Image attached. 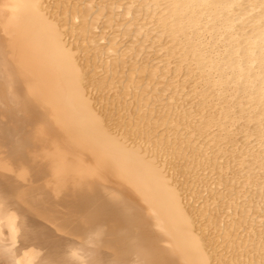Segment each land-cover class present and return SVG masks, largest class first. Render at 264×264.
<instances>
[{
    "label": "bare ground",
    "instance_id": "6f19581e",
    "mask_svg": "<svg viewBox=\"0 0 264 264\" xmlns=\"http://www.w3.org/2000/svg\"><path fill=\"white\" fill-rule=\"evenodd\" d=\"M69 4L0 0V264H252L253 256L242 260L254 251H246L249 239L235 240L238 228L224 227L221 211L208 216L209 199L197 210L200 197L185 193L175 161L190 145L177 127L165 140L148 109L135 117L136 102L126 98L136 95L132 79L121 103L113 91L120 85L107 82L116 72L95 63L105 75L87 77L88 46L75 30L93 39L90 8L75 5L69 23ZM147 11L162 12L161 34L180 40L181 57L219 100L229 97L234 109L224 118L236 112L264 133V0H152ZM257 142L264 149V134ZM192 151L186 171L196 188L206 162Z\"/></svg>",
    "mask_w": 264,
    "mask_h": 264
},
{
    "label": "rangeland",
    "instance_id": "374dc122",
    "mask_svg": "<svg viewBox=\"0 0 264 264\" xmlns=\"http://www.w3.org/2000/svg\"><path fill=\"white\" fill-rule=\"evenodd\" d=\"M54 1L56 4L66 2L69 4L70 2V7L67 10L68 15L70 14L68 20H71L69 23L73 21L75 5L78 6V9L82 8L83 11L85 8H90L87 13L88 18L86 17L90 21V23L87 21V33L89 38H93V41L90 39L84 41L83 36L78 34L79 30H75V36L79 38L80 45L88 46L87 54L84 56L89 60L87 77L92 76L96 81H100V74L105 75L104 68L112 69L110 71L116 72V75L112 79L114 73H110L107 82L108 84L120 85L117 90L113 88V91L121 103L126 98L128 102L132 100L136 102V104L134 103L136 106L133 105L134 107L131 108L132 112L135 110L133 112L135 117L139 115L141 110L146 111L148 109L146 112L149 117L146 119L150 120L147 121L151 122L152 120V123H155H153L154 129L157 131L155 134H159L158 137H164L165 140H168L169 129L177 127L178 138L190 145V150H184L188 156L185 158L186 161L185 159L175 161L179 164L178 171L181 179L187 182L184 184H187L185 193H194L200 197L197 203H193L195 206L197 204V210L202 208L209 199L211 210L207 212V215L211 216L212 210L221 211L224 217L222 221L224 225H222L225 227L229 223L238 228L233 236H238L235 240L238 238L237 241L241 242L243 241L242 237L249 239V244L246 243L245 245L246 251L253 247L255 252L248 253V257L244 255L245 257L241 258L243 261H249L253 256L254 264H264V149H261L263 142H257V137L263 135V131L259 132L261 130H256L252 124H250L251 126L245 124L241 118L240 122L236 112V117L235 114H232L239 121L235 120L236 124L235 122L232 124L234 118L231 115L230 119H225L232 109L229 97L226 96L228 100L224 99L226 97L219 100L220 98L217 97L218 95L216 96V92H212L210 85L199 78L198 70H195L196 67L192 65L190 58L181 57L182 43L180 40L173 38L168 33L161 34L157 24L162 17V12L158 13V11L156 14L147 11L152 0ZM82 16L78 15L76 18L78 25L81 24ZM94 20L95 23H93ZM206 43L207 40L202 44ZM181 59L185 60L186 63L185 61L181 62ZM95 63L105 65L104 68L98 67L100 73L98 75L94 73ZM131 79L133 84L129 88L131 89L130 92L131 94L135 92L137 96L132 94L125 98L122 92L126 83ZM134 80H136L135 83ZM112 98L113 96H108V99ZM135 98L137 99L135 100ZM117 106L115 107L117 108ZM235 110L237 111L236 108ZM127 119V121L130 120L128 116ZM226 120H228L227 123L232 122L227 124ZM221 123L223 127L228 125L223 128L226 131H221ZM255 130L259 132V135ZM193 147L200 151L203 161L206 162L205 167L202 168L203 165L198 166V175L207 183H202L196 188L191 186L192 182L195 181L193 176L186 171L187 161L193 160L191 158ZM257 157L258 159H255ZM194 167L193 170L197 168ZM188 183L191 187H188ZM218 194L222 197L218 203H214L216 200L214 195ZM225 200H227L225 203L229 202L232 206L229 207L228 203L224 204ZM224 206L226 207L224 208ZM235 209L238 210L237 214ZM202 220L201 222L208 223L209 230L217 231L218 224L214 225L215 223L212 224L206 219ZM239 221L242 223L241 225ZM236 225L238 226L236 227ZM216 239L217 237L214 236L213 241L206 240L208 245L213 244L212 246L209 245L210 249L216 246L214 243ZM211 252L213 259L222 258L218 252ZM216 264H234V262L229 260L220 261Z\"/></svg>",
    "mask_w": 264,
    "mask_h": 264
}]
</instances>
